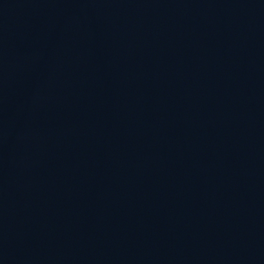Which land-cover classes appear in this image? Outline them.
Masks as SVG:
<instances>
[{
  "label": "water",
  "instance_id": "obj_1",
  "mask_svg": "<svg viewBox=\"0 0 264 264\" xmlns=\"http://www.w3.org/2000/svg\"><path fill=\"white\" fill-rule=\"evenodd\" d=\"M0 264H264V0H0Z\"/></svg>",
  "mask_w": 264,
  "mask_h": 264
}]
</instances>
